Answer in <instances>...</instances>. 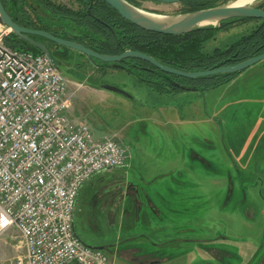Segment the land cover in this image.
<instances>
[{
    "label": "rangeland",
    "instance_id": "374dc122",
    "mask_svg": "<svg viewBox=\"0 0 264 264\" xmlns=\"http://www.w3.org/2000/svg\"><path fill=\"white\" fill-rule=\"evenodd\" d=\"M52 1L77 9L74 0ZM24 2L32 16L46 17L33 0ZM233 2L218 0L217 6ZM133 5L169 17L187 9L182 3ZM256 25L219 32L205 49L224 48ZM57 64L73 96L70 117L98 139L115 136L129 153L125 167L94 176L79 197L75 230L85 245L102 248L110 264H264V78L201 92L192 89L201 87L197 79L185 80L191 90L163 96L124 71L107 69L102 77L94 62L72 49ZM100 84L133 100L93 90ZM196 99L202 107L196 115L206 122L187 127L186 138L149 121L161 105ZM23 254L18 232L0 238V264Z\"/></svg>",
    "mask_w": 264,
    "mask_h": 264
},
{
    "label": "built area",
    "instance_id": "2783aa9c",
    "mask_svg": "<svg viewBox=\"0 0 264 264\" xmlns=\"http://www.w3.org/2000/svg\"><path fill=\"white\" fill-rule=\"evenodd\" d=\"M0 26V238L15 230L24 254L5 264H110L75 230L81 189L125 167L128 149L71 119L69 83L44 54L13 49Z\"/></svg>",
    "mask_w": 264,
    "mask_h": 264
},
{
    "label": "trees",
    "instance_id": "16d2710c",
    "mask_svg": "<svg viewBox=\"0 0 264 264\" xmlns=\"http://www.w3.org/2000/svg\"><path fill=\"white\" fill-rule=\"evenodd\" d=\"M33 2L36 8L45 12L46 17L42 19L37 14L32 16L27 13L29 22L25 25L18 23L19 25L46 30L61 39L82 44L101 55L118 56L126 51H136L153 57L165 66L193 73L239 64L264 53V20L232 19L222 29L205 27L189 34L169 36L148 32L131 24L102 0H74L77 9L54 3L52 0H33ZM217 2L218 0L186 1L182 3L187 8L184 14L216 7ZM260 2L258 8L264 10V1ZM26 4L24 2L23 8ZM31 8L33 9V6ZM251 22L257 25L250 32L240 36L224 48L213 52L206 51L207 43L213 40L219 32ZM31 38L42 43L46 41L40 37L31 36ZM5 43L13 49L42 54L13 33L5 38ZM62 48L64 51L58 54V62L68 59L69 49ZM91 61L99 68L98 71L102 77L107 69L124 71L140 82L148 84L155 93L160 95H173L179 92L181 89L173 86L175 82L188 87L183 82L185 79L165 74L139 59L128 58L116 64L103 63L99 60ZM239 74L241 73L200 78L197 82L201 87L193 88L198 91L211 90L228 84Z\"/></svg>",
    "mask_w": 264,
    "mask_h": 264
},
{
    "label": "water",
    "instance_id": "95a60500",
    "mask_svg": "<svg viewBox=\"0 0 264 264\" xmlns=\"http://www.w3.org/2000/svg\"><path fill=\"white\" fill-rule=\"evenodd\" d=\"M102 1L105 2L112 9H114L123 19L130 22L131 24L148 32L169 35V36H179V35L189 34L191 32H194L196 30L205 27L222 29L228 24L227 21L232 19L247 18V19L264 20V10L250 5L233 6L232 3L230 4L227 3L209 9H203L196 12L169 17V16H162V15L146 12L126 0H102ZM140 1L171 5L177 3H184L186 1H192V0H140ZM254 1L260 2L264 0H254ZM0 26L11 29V32L14 35L23 39L24 41L28 42L33 47H35L37 50H39L50 60L54 68H56L59 72L60 70L58 68V65L54 60L52 54L47 49V47L42 42L35 41L34 39H32L31 36L40 37L52 41L59 46L77 51L78 53L85 55L86 57H88L93 61L99 60L103 63L116 64L121 61H124L125 59L134 58L149 63L150 65H152L153 67L157 68L158 70L162 71L165 74L176 75L190 80L210 77L219 74L239 73L264 61V53H263L259 56L251 58L239 64L225 66L213 70L188 73V72L179 71L169 66H165L160 62H158L153 57L136 51H126L125 53L118 56L101 55L99 53L92 51L91 49L87 48L82 44L61 39L43 30H33L19 25L7 13L5 8L3 7L1 0H0ZM173 85L182 90H189L178 83H174ZM99 89L117 93L122 95L126 99L133 100L132 95L113 86L102 84Z\"/></svg>",
    "mask_w": 264,
    "mask_h": 264
},
{
    "label": "crops",
    "instance_id": "0c3cea01",
    "mask_svg": "<svg viewBox=\"0 0 264 264\" xmlns=\"http://www.w3.org/2000/svg\"><path fill=\"white\" fill-rule=\"evenodd\" d=\"M262 77L264 78V63H260L256 65L255 67H252L249 70H246L243 72L241 75H239L235 80H233L230 85L231 86H236L239 84L247 83L249 82V79L252 77ZM93 90H96L99 92V88H93ZM95 91V92H96ZM160 95V94H159ZM163 96H170V95H163ZM161 98H169V97H161ZM110 99V98H109ZM198 99V98H197ZM194 101H189L187 105L184 104H178L175 103L173 105L166 104V105H161L157 108V111L152 112L149 115V121L154 123L157 127H163V128H168L169 126L175 127V133L177 134V139L180 138V136H184L185 138L187 137V127L191 126L192 124H202L203 122H206V116L201 117L196 115V111L202 110L201 105L198 104V100ZM206 108H204L205 110ZM224 109V108H223ZM222 109V110H223ZM160 111H164L165 113L162 114ZM195 111V115H192V112ZM71 119L75 122H79L80 119L74 118L71 116ZM199 154L196 153V157H198ZM96 179L95 177L91 179L88 183H86L83 188L80 191L79 197H81V194L83 193V190L86 185H88L90 182H93V180ZM85 195V203H90L89 197ZM78 197V201H79ZM87 197L88 200L87 201ZM97 197V193L94 192L92 193V199L96 200L95 198ZM153 206H155L153 204ZM78 207V206H77ZM77 212V209H76ZM104 212V209H103ZM76 214V213H75ZM148 257V256H141V258ZM155 260V259H154Z\"/></svg>",
    "mask_w": 264,
    "mask_h": 264
},
{
    "label": "flooded vegetation",
    "instance_id": "af4514ba",
    "mask_svg": "<svg viewBox=\"0 0 264 264\" xmlns=\"http://www.w3.org/2000/svg\"><path fill=\"white\" fill-rule=\"evenodd\" d=\"M132 4L134 3H142L144 1H140V0H129ZM2 4H3V7L5 8V10L7 11V13L19 24L21 25H25L27 24V22H29V18L27 16V13H28V10L27 8H23V5H24V0H1ZM30 14V13H29ZM229 21V20H228ZM227 21V23H228ZM7 28V27H6ZM9 29V28H8ZM29 29H33V28H29ZM33 30H37V29H33ZM43 31H46V30H43ZM48 32V31H46ZM12 33V32H11ZM50 33V32H49ZM52 34V33H51ZM43 40H46V39H43ZM65 40V39H64ZM69 41V40H68ZM72 42V41H71ZM51 43H54L52 41H49V40H46L45 42H43V44L47 47V49L49 50V52L52 54L54 60L58 61V54L61 53L63 50L62 46H59L57 44L53 45ZM66 48V47H64ZM68 49V48H67ZM77 52V51H76ZM81 54V53H79ZM83 56V54H81ZM85 56V55H84ZM86 57V56H85ZM88 58V57H87ZM95 61V60H94ZM263 62V61H262ZM260 62V63H262ZM258 63V64H260ZM256 64V65H258ZM58 65V64H57ZM254 65V66H256ZM253 67V66H252ZM251 67V68H252ZM155 68V67H154ZM157 69V68H156ZM250 69V68H249ZM248 70V69H247ZM246 71V70H245ZM245 71H242V72H239V73H243ZM194 73V72H193ZM239 74V75H241ZM238 75V76H239ZM176 76V75H174ZM179 77V76H178ZM181 79H185V78H182V77H179ZM185 80H190V79H185ZM183 80V82L185 81ZM175 83H178V82H175ZM174 84V83H173ZM180 85H182L181 83H178ZM174 86V85H173ZM184 86V85H182ZM175 87V86H174ZM186 87V86H184ZM177 88V87H176ZM187 89H189V87H186ZM195 88H200L198 86H195ZM180 89V88H179ZM192 89L194 90V88L192 87ZM182 90V89H181ZM180 90V91H181ZM191 90V89H189ZM195 92H201V91H198V90H194ZM176 94V93H175ZM171 95V94H170ZM174 95V94H173ZM140 193V192H138ZM139 197V194L137 195Z\"/></svg>",
    "mask_w": 264,
    "mask_h": 264
},
{
    "label": "bare ground",
    "instance_id": "6f19581e",
    "mask_svg": "<svg viewBox=\"0 0 264 264\" xmlns=\"http://www.w3.org/2000/svg\"><path fill=\"white\" fill-rule=\"evenodd\" d=\"M254 2V0H237L233 2V6H248L251 5Z\"/></svg>",
    "mask_w": 264,
    "mask_h": 264
}]
</instances>
